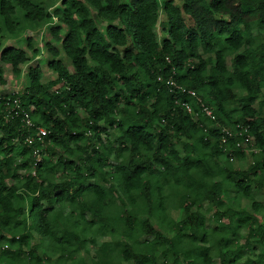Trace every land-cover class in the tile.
I'll return each instance as SVG.
<instances>
[{
	"label": "trees",
	"instance_id": "obj_1",
	"mask_svg": "<svg viewBox=\"0 0 264 264\" xmlns=\"http://www.w3.org/2000/svg\"><path fill=\"white\" fill-rule=\"evenodd\" d=\"M49 1L52 10L0 0L9 34L17 8L29 22L55 20L41 47L32 35L22 36L21 46L0 43V62L16 78L24 73L25 82L0 97V264L44 262L30 243L32 231L71 264H86L74 257L98 234L110 240L92 264H112L114 256L131 264H213L214 257L219 264H264V225L221 199L232 187L257 210L254 192L264 190V40L254 33H264V0ZM43 62L53 79H44ZM38 127L46 130L41 139ZM247 136L255 148L251 164L217 161L224 152L242 160L237 144ZM182 138L191 141L180 155ZM204 201L215 206L218 226L207 227ZM167 207L180 211L176 220ZM250 242L263 251L240 261Z\"/></svg>",
	"mask_w": 264,
	"mask_h": 264
},
{
	"label": "rangeland",
	"instance_id": "obj_2",
	"mask_svg": "<svg viewBox=\"0 0 264 264\" xmlns=\"http://www.w3.org/2000/svg\"><path fill=\"white\" fill-rule=\"evenodd\" d=\"M34 1L37 3H40L41 5H43L44 8H46L48 10H52V7L54 6V3L52 1H49V0H34ZM122 1L125 2L127 0H122ZM159 2H160V0H159ZM176 2L179 3L177 0H176ZM92 16L95 19V22L97 23L99 28L103 29V24L105 22H101L95 16L94 13L92 14ZM164 18L165 17L163 15V13L160 11L158 24L155 27V32L157 34L158 40H161V38L164 36V33L162 31V24L164 23ZM184 18L188 23L191 24V19L187 15H184ZM15 20L17 22L16 31L14 34H9L6 32V30L3 26L2 20L0 18V26L2 28V33L0 34L1 45H5V44H9V43H16L18 41L17 45L21 46L22 44L19 42L20 38L24 35H32V37L34 38L33 40H34L35 44L37 46L41 47L42 44L40 42V37L42 35L43 30L45 29V26L47 24L55 21V20L45 19L43 21L29 22L23 18V14L18 8H17V12L15 14ZM254 33L255 34L258 33V34H256L258 40H260V41L264 40V33L260 32V31L258 32L257 28H254ZM44 55L45 54H43V56ZM90 64L92 65L91 62H90ZM41 67L43 69L44 79L49 80V79H53L55 77V75L46 67L44 62L41 64ZM25 68H26V66L23 67V69H25ZM2 70L3 71H2V73H0V75H2V77L5 79L6 83L3 85L0 84V97L4 96V95H9V94H12L16 91L21 90L22 87L24 86V83H25L24 82V73L19 78H16L12 74L11 66L9 64H4V68ZM235 91L238 94L243 93V91L240 89H235ZM214 127H219V126L214 125ZM221 130H223V128ZM103 135H104V133H101V136H103ZM112 138H114V134L110 135L111 140H112ZM189 141H191V140L186 139V138H182L181 142L176 143V148L178 149L180 155H182L184 152L182 149L183 142H189ZM239 146L242 148V152L244 153V158L242 160H239L233 156L228 157L227 153L224 152L223 154H221L219 157L216 158L217 161L221 165H224L226 162H228L234 168H241V169L246 168L249 164H251V161H252L250 152L255 150L253 142H252V138L249 137L247 141L240 142ZM60 152H61V150H60ZM55 155L57 157V154H55ZM56 175H59V174H56ZM62 179H63V176H60L57 178V180H62ZM88 182H91V180H88ZM113 182L116 184V181H113ZM7 183L9 184L10 181L8 180ZM254 196H255L256 200H258V202L260 203V207L257 210H253V208H251L250 201L245 199L244 197H242L232 187H228L226 190H224V192H222L221 199L224 203V206L232 207L235 210L244 209V210H247L248 212L252 213L255 217V221L253 222V225H257V224L264 225V190H256L254 192ZM54 207H55V209H57V205H55ZM127 208L129 209L130 207L127 206ZM215 209H216L215 206H213L211 203H209L207 201L202 202L200 210L206 216L207 227H216L219 225V222L215 221L212 218V214H213ZM69 211L70 210L68 207L63 208L64 214H66V215L69 214ZM166 214L169 217H172L174 220H176L180 214V211L177 209H174L172 207H167ZM85 216L88 219L91 218V216L89 215L88 212H86ZM152 222L155 224L156 228H158L162 231L164 230L162 227L159 226L158 223H156L155 219H152ZM165 234H169V236L172 235V233L167 232V231L165 232ZM246 236H247V229L245 227L240 228L239 232H238L239 242L243 243L245 241ZM87 237H91V234L88 233ZM147 238L149 239V238H151V236H146V235L141 236V240L147 239ZM109 240H110V237L108 235H101V234L94 235V242L91 243L88 240H85V243L83 244V249L81 251H78L74 258L81 259L86 264H92V262L94 260H96V256L99 254L98 249L101 246V244L103 243V241H109ZM30 243L36 245L37 252H38L39 256L46 257L42 264H71V260H65L64 262H60L59 258H58L59 254L57 252L53 251V245L50 242V240L42 237L41 235H39L35 231L31 232ZM2 244L3 243L0 242V250H1ZM262 251H263V248L260 245H258L255 242H250L248 248H245L243 250V257L241 258L240 261H243L248 256L253 257L257 253L262 252ZM118 258H120V257L114 256L112 259L113 260L112 264H131V261L123 262ZM158 258H160V255L158 256ZM160 259L162 260V258H160ZM75 263H77V261L74 259L72 261V264H75ZM212 263L213 264H219V261L216 257H214ZM184 264H185V262H184Z\"/></svg>",
	"mask_w": 264,
	"mask_h": 264
},
{
	"label": "built area",
	"instance_id": "obj_3",
	"mask_svg": "<svg viewBox=\"0 0 264 264\" xmlns=\"http://www.w3.org/2000/svg\"><path fill=\"white\" fill-rule=\"evenodd\" d=\"M168 84L171 85V86H174V87H176V88H178L180 90H183V88L181 86L175 84V82L173 80H171V79L168 80ZM187 93H189L191 96H194V97L196 96V93L194 91H192V90H187ZM198 100H200V99H198ZM14 102L16 103L14 109L15 108L18 109L19 108V104H18L17 100H15ZM185 107H186L188 112L191 111V108L188 105H186ZM203 111H204L205 115L209 116L211 119H214V116H213L211 110L208 107L203 106ZM14 112H15V114L18 113L17 110H14ZM23 115H24V117L26 119L27 125H31V122H30V120L28 118L27 113H23ZM37 132H38V139H41L44 135H46V130L44 128H42V127H38L37 128ZM222 132L225 133V134H229V131L227 129H225V128L222 130ZM249 137L250 136H247V138L244 141H247ZM25 140H26V142L28 144H30L33 141V137H30V136L26 137ZM239 144L240 143H238L237 145L239 146ZM34 154L37 156V152L36 151H34ZM4 247H7V246L4 245ZM1 264H6V263H1Z\"/></svg>",
	"mask_w": 264,
	"mask_h": 264
},
{
	"label": "crops",
	"instance_id": "obj_4",
	"mask_svg": "<svg viewBox=\"0 0 264 264\" xmlns=\"http://www.w3.org/2000/svg\"><path fill=\"white\" fill-rule=\"evenodd\" d=\"M32 1H34V0H32ZM34 2H35V1H34ZM36 3H37V2H36ZM0 64H1L0 67L3 69L5 63H2V62H1ZM2 66H3V67H2Z\"/></svg>",
	"mask_w": 264,
	"mask_h": 264
}]
</instances>
